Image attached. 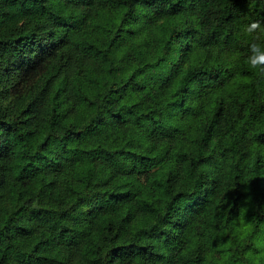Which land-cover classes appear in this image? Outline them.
I'll return each mask as SVG.
<instances>
[{
  "label": "trees",
  "instance_id": "trees-1",
  "mask_svg": "<svg viewBox=\"0 0 264 264\" xmlns=\"http://www.w3.org/2000/svg\"><path fill=\"white\" fill-rule=\"evenodd\" d=\"M252 21L264 0H0V264L264 252Z\"/></svg>",
  "mask_w": 264,
  "mask_h": 264
},
{
  "label": "clouds",
  "instance_id": "clouds-1",
  "mask_svg": "<svg viewBox=\"0 0 264 264\" xmlns=\"http://www.w3.org/2000/svg\"><path fill=\"white\" fill-rule=\"evenodd\" d=\"M242 32L251 38L245 63L250 72L264 76V24L259 21H252L243 27ZM240 211L243 213L246 209ZM237 231H240V229L238 228ZM245 258L250 264H262L264 252L253 253L249 251L246 253Z\"/></svg>",
  "mask_w": 264,
  "mask_h": 264
},
{
  "label": "rangeland",
  "instance_id": "rangeland-1",
  "mask_svg": "<svg viewBox=\"0 0 264 264\" xmlns=\"http://www.w3.org/2000/svg\"><path fill=\"white\" fill-rule=\"evenodd\" d=\"M1 100V99H0Z\"/></svg>",
  "mask_w": 264,
  "mask_h": 264
}]
</instances>
